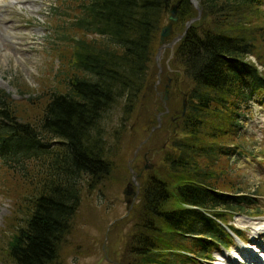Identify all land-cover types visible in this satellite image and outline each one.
Wrapping results in <instances>:
<instances>
[{"label":"trees","instance_id":"obj_1","mask_svg":"<svg viewBox=\"0 0 264 264\" xmlns=\"http://www.w3.org/2000/svg\"><path fill=\"white\" fill-rule=\"evenodd\" d=\"M197 1L199 17L173 48L191 81L177 110L179 136L165 152L166 179L153 175L143 187L129 264H206L208 250L228 242L229 211L218 208L243 210L253 200L241 186L222 189L219 177L223 164L245 152L235 128L251 94L264 89V70L247 59L254 40L264 41L262 0ZM174 2L177 33L196 14L190 0H57L51 8L58 17L46 28L53 26L54 41L70 39L64 88L50 87L32 122L18 105L41 96L12 100L0 88V166L27 191L19 198L22 224L5 246L14 264H57L81 191L108 175L142 92L151 88L149 65ZM22 87L18 94L33 91Z\"/></svg>","mask_w":264,"mask_h":264},{"label":"rangeland","instance_id":"obj_2","mask_svg":"<svg viewBox=\"0 0 264 264\" xmlns=\"http://www.w3.org/2000/svg\"><path fill=\"white\" fill-rule=\"evenodd\" d=\"M56 1L0 0V88L12 100H20L35 93L41 96L34 103L23 102L18 105L21 107L20 114L29 122L38 116L39 109L51 92L50 87L64 88L59 82L60 73L70 71V39L54 41L53 26L46 28L47 24H51L58 17H55L51 8ZM261 2L260 8L264 10V0ZM193 21L195 20L189 25ZM181 28L182 31L177 33H184V25ZM65 33L69 35L72 32L68 29ZM175 35L176 29L172 26L167 38L171 39ZM257 38L254 40V53L248 55L247 59L253 61L262 71L264 41L263 38ZM177 40L161 49L157 63L151 60L149 71L153 73L148 81L151 88L142 92L134 120L129 131L122 135L108 175L101 178L94 189L81 191L71 228L59 248L57 264L130 263L133 257L131 240L139 230L140 223L137 224L135 216L142 210L143 187L153 175H158L160 182L166 179L163 177L166 172L165 155L168 150H172L167 146L173 137L179 136L177 126L175 128V122L179 119L177 110L181 104L182 93L191 85L190 79L183 75L180 62L174 54L173 48ZM255 58H259L262 63ZM162 64L165 69H162ZM16 85L18 88L23 86V89L27 87L33 91L26 95L18 94ZM247 102L249 109L242 108L240 125L234 132L235 141L245 152L237 157L233 155L222 165L225 171L219 177V182L224 184L220 185L222 189H228L229 185L241 186L240 189L247 190L245 194H249L248 197L253 200L243 210L236 212L218 208L229 211L223 216L228 220L226 224L241 229L240 234L245 245L254 236L243 221L264 218V89L252 93L250 101ZM243 105L241 104L242 107ZM137 146L138 149L133 155ZM145 160L152 164L150 168L143 167ZM7 172L11 171L0 166V264H14L6 255L5 246L15 227L21 223L20 205L23 204L19 198L27 194L26 186L22 187L16 181L15 173L12 175V182V176H6ZM131 178L134 182H130ZM124 188L129 191L125 195L122 192ZM226 239L228 242L224 249L219 245L211 247L208 250L209 259L201 258L202 262L216 264L221 254L236 253L238 248H245L234 234H228ZM256 239L254 240L260 242V239Z\"/></svg>","mask_w":264,"mask_h":264},{"label":"bare ground","instance_id":"obj_3","mask_svg":"<svg viewBox=\"0 0 264 264\" xmlns=\"http://www.w3.org/2000/svg\"><path fill=\"white\" fill-rule=\"evenodd\" d=\"M243 222L244 225L248 226L251 235L254 236L253 240L247 245L242 243L245 248H238V251L235 250L236 253L221 254L216 264H264V244L261 241L257 242L254 240L258 238L257 234L259 235L260 232L264 234V218L258 220L247 219Z\"/></svg>","mask_w":264,"mask_h":264},{"label":"water","instance_id":"obj_4","mask_svg":"<svg viewBox=\"0 0 264 264\" xmlns=\"http://www.w3.org/2000/svg\"><path fill=\"white\" fill-rule=\"evenodd\" d=\"M191 2L193 4V6L197 9V14L195 16L189 18L187 21H185L184 28H186L189 25L190 21L198 18V15H199L200 8H199V6H197V0H191ZM175 10H176V3L174 2V3L171 4V6L168 9V15H167V21H166V23H164L163 25H161V27L159 29V33H158V43L159 44H158V46L156 48V51H155V54H154V60H155L156 63H157L158 58L160 57L161 49L164 48L165 46H170L175 40H177L181 36V34H177L173 38H171L169 41L164 42V38L171 31V21L176 19ZM146 137L143 140H141L140 143H142L146 139ZM137 149H138V146L135 148V150L133 152V155L135 154V152H136ZM144 159H146L145 156H144ZM151 165L152 164L150 162H148L147 160H145V162L143 163V167L145 169L150 168ZM132 178H131V181L130 182H134V179H132ZM128 185H129V182L126 183V186H128ZM122 192L125 195L129 191L126 188H124L122 190ZM125 201L128 202V199L125 198Z\"/></svg>","mask_w":264,"mask_h":264},{"label":"flooded vegetation","instance_id":"obj_5","mask_svg":"<svg viewBox=\"0 0 264 264\" xmlns=\"http://www.w3.org/2000/svg\"><path fill=\"white\" fill-rule=\"evenodd\" d=\"M167 38L165 37L164 40H166ZM131 171V170H130Z\"/></svg>","mask_w":264,"mask_h":264}]
</instances>
